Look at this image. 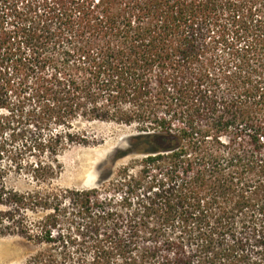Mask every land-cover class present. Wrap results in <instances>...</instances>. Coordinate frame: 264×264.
<instances>
[{
	"label": "trees",
	"instance_id": "obj_1",
	"mask_svg": "<svg viewBox=\"0 0 264 264\" xmlns=\"http://www.w3.org/2000/svg\"><path fill=\"white\" fill-rule=\"evenodd\" d=\"M0 12L10 74L42 102L0 122V154L50 184L87 138L81 119L134 125L129 151L144 155L113 195L1 179L0 236L46 245L25 264H264V0H0ZM63 217L74 223L60 231Z\"/></svg>",
	"mask_w": 264,
	"mask_h": 264
},
{
	"label": "rangeland",
	"instance_id": "obj_2",
	"mask_svg": "<svg viewBox=\"0 0 264 264\" xmlns=\"http://www.w3.org/2000/svg\"><path fill=\"white\" fill-rule=\"evenodd\" d=\"M9 18L0 12V20L7 28ZM2 62L5 65L8 61L7 57L3 56L1 48L0 65ZM8 65L9 74L5 75L6 70L5 73L2 71L0 74V80L11 79L10 86L6 90L0 88V122L6 118H14V114L16 118L18 115L24 117L33 110L42 108V102L35 93H30V90L26 92L27 88L18 84L14 73L10 74L14 65L11 62H8ZM73 124L80 131L86 132L87 138L84 142L75 143L63 151L59 157L61 172L50 184L33 179L25 167L18 170L8 157V153L0 154V180L3 179L8 188L19 192L42 190L48 187L56 189L98 187L104 189L107 196L114 194L109 184L116 178L117 172L127 168L133 175L138 173L139 161L144 155L137 151H129L130 138L138 134L134 125L104 121L86 122L81 119L73 121ZM4 133L8 134L9 131L6 130ZM140 147L139 142H136L133 143L131 150H139ZM5 210L6 207L0 204V211ZM43 214L38 213V216ZM26 216L30 221L37 218L36 214L29 211ZM63 218L59 222L60 231H64L69 222L74 223V219L71 221L70 218ZM45 247L46 245L35 244L18 234L0 236V264H25L29 257Z\"/></svg>",
	"mask_w": 264,
	"mask_h": 264
}]
</instances>
